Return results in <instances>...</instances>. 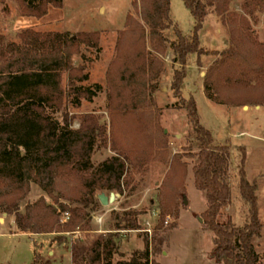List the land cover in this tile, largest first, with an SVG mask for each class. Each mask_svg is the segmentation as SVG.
<instances>
[{
    "label": "rangeland",
    "instance_id": "obj_1",
    "mask_svg": "<svg viewBox=\"0 0 264 264\" xmlns=\"http://www.w3.org/2000/svg\"><path fill=\"white\" fill-rule=\"evenodd\" d=\"M60 7L48 6L41 17L28 16L16 0H0V35L7 41L18 42L17 35L24 30L41 33H61L72 37L77 34H96L97 48L81 44L79 55L72 57L74 67H83L87 81L74 82L77 86L101 91L91 101L81 100L79 108L68 107V116L76 117L72 127L79 125L78 116L91 114L105 129V137L98 142L91 157L92 165L113 156L136 155L139 166L131 173L126 187L117 191L97 189L93 194L94 204L85 209L89 216L88 228L71 232L32 234L14 232L9 218L0 225V264H71V247L89 248L100 238L113 233L116 235L118 254L112 262L128 261L135 252L145 249V234L150 238L158 220V204L163 192L165 196L176 197L179 214L177 227L169 236L168 244L162 246L157 255L149 259V264H218L211 258L213 233L206 230L201 215L206 209V199L195 189L191 167L195 160L182 158L185 148L190 145L198 151L190 125L183 110L175 109L179 98L173 95L171 77L179 65L172 64L169 43H159L150 36L147 23L140 16L141 0H61ZM241 0H234L228 13L243 14ZM169 15L177 29L185 36L190 33L192 17L181 0H170ZM250 27L256 41L264 46V11L255 12V20ZM167 41L175 40L171 31L164 32ZM247 40H251L246 37ZM245 38V39H246ZM92 39V38H90ZM230 43V29L226 14H215L213 9L199 32L200 47L207 52L200 58V67L195 64V55L188 56L186 78L181 88V98L187 100L192 95L196 102L197 114L203 128L212 134L215 146L229 147L230 158L226 182L230 186L232 202L224 210L220 222L228 219L240 228L248 219L249 207L238 194L239 160L244 154L245 178L255 185L257 211L262 223L261 236L252 240L255 252L264 257V107L260 110L252 104L256 99L264 100V78L259 76L257 62H252V72L246 75L251 88L237 87L234 90L217 85L218 96L222 100H239L235 104H216L205 96L204 85L219 53ZM264 54L262 49L257 52ZM256 51V48H254ZM262 51V52H261ZM140 53L142 57L132 61ZM149 60V62H148ZM148 63L151 65V73ZM143 64V65H141ZM261 69V67H260ZM254 71V72H253ZM123 73L126 80L119 82ZM133 73L134 77L129 78ZM154 73L157 76L154 77ZM76 73L64 74L61 85L68 86ZM74 80V79H73ZM258 83V84H256ZM254 87V88H253ZM212 95L215 91H211ZM218 98V99H219ZM249 100L248 104H241ZM59 117V116H58ZM164 132L165 138H162ZM162 141V142H161ZM163 142L166 146L162 147ZM177 160L181 159V162ZM137 162V163H138ZM186 163L185 168L181 163ZM53 199L37 185L29 184L28 192L21 196L19 212L24 214L25 206L42 205L51 214L64 220L68 209L82 208L76 200L83 194L76 175L60 180ZM114 194L115 201L102 206L97 196ZM187 202L184 205V202ZM143 212L138 218L139 230H119L122 227V213L125 210ZM1 214H4L0 210ZM168 227L175 219L165 218ZM2 223V221H0ZM164 235V232H159ZM38 255L39 260L34 261ZM163 256V257H162ZM263 264H264V260Z\"/></svg>",
    "mask_w": 264,
    "mask_h": 264
},
{
    "label": "trees",
    "instance_id": "obj_2",
    "mask_svg": "<svg viewBox=\"0 0 264 264\" xmlns=\"http://www.w3.org/2000/svg\"><path fill=\"white\" fill-rule=\"evenodd\" d=\"M16 1L28 16L34 18L44 16L48 6L60 7L62 4L61 0ZM141 1L140 16L147 23L150 36L159 43H169L171 63L179 65L171 77L173 95L179 98L175 109L184 111L195 135L194 140L198 143L197 152H193L188 145L181 159L196 161L191 167L192 180L195 189L202 192L206 199V209L201 219L204 228L213 233L211 258L218 264H263L264 257L256 254L252 244L253 239L261 236L263 228L256 207L255 185L245 178V156L243 154L239 160L238 194L248 205L249 215L246 222L237 228L230 219L225 223L220 222L224 210L232 202L231 189L225 179L230 163L229 147L213 144L211 132L200 124L194 97L188 95L187 100L182 99L181 88L186 78L188 56L195 55V64L200 67V58L207 54L200 47L199 32L211 8L215 14H226L230 43L226 50L211 53L219 58L214 61L215 66L206 77L205 96L219 105L235 104L239 100L219 98L217 85L223 84L222 88L227 90L251 88L246 75L252 72V62L258 63L256 71L264 78V54L261 56L259 50L257 52V48L264 52V46L256 41L250 27L251 21L255 20V12L264 11V0H241V15L227 11L234 0H181L193 21L190 33L185 36L169 15L170 0ZM169 28L175 36L173 41L164 38V32ZM17 39V43L11 42L0 35V210L6 215H13L16 228L22 233L71 232L75 227L85 230L89 216L84 211L94 204L95 190L117 191L128 186L131 172L139 166L136 155L129 153L113 156L97 167L93 166L91 157L95 146L105 137V129L91 114L78 116L79 125L73 128L72 121L76 117L70 118L66 112L71 106L79 108L82 99L91 101L101 91L98 85L95 86L96 90H92L74 84L87 81V75L83 74V67H74L72 62V57L80 54L78 49L81 44L96 49L98 37L86 33L72 37L55 32L24 30L19 32ZM140 57L138 53L132 63ZM70 73H76V76L74 80L70 78L68 86L63 88L62 76ZM133 77L131 73L129 78ZM124 80L121 73L118 81ZM211 91H215V94L212 95ZM247 102L249 100H244L241 104ZM252 104L264 107V100L256 99ZM162 138H165L164 132ZM165 144L163 142L162 147ZM181 159L175 160L181 162ZM181 164L185 168L188 166L185 162ZM73 175L81 183L83 194L76 202L82 208L68 209L69 219L66 223H60L59 217L38 204H27L24 214L19 212L21 196L28 192L30 183L53 199L57 183ZM178 195L167 197L164 192L159 195L162 201L158 204L155 232L150 238L145 234L142 253L135 252L128 261L113 263L114 256L118 254L116 235L108 233L96 239L89 248L72 246L71 264H149V259L168 244L170 234L177 227ZM142 213L125 210L121 214L122 227L119 230H139L138 218ZM168 216L175 221L164 227L168 224L165 221ZM159 232L165 234L160 235ZM39 259L38 255L34 256V261Z\"/></svg>",
    "mask_w": 264,
    "mask_h": 264
},
{
    "label": "water",
    "instance_id": "obj_3",
    "mask_svg": "<svg viewBox=\"0 0 264 264\" xmlns=\"http://www.w3.org/2000/svg\"><path fill=\"white\" fill-rule=\"evenodd\" d=\"M115 197H114V194H109L107 197L104 195V194H100V195H98L97 196V199L99 200V202H100V204L102 205V206H107L108 204H111V203H113L114 201H115V199H114ZM187 204V202L185 201L184 202V205H186Z\"/></svg>",
    "mask_w": 264,
    "mask_h": 264
},
{
    "label": "crops",
    "instance_id": "obj_4",
    "mask_svg": "<svg viewBox=\"0 0 264 264\" xmlns=\"http://www.w3.org/2000/svg\"><path fill=\"white\" fill-rule=\"evenodd\" d=\"M205 23V22H204ZM256 109L257 110H260V107H258V106H256ZM1 217L3 218V219H0V221H2V223H0V225L1 226H9V224H10V228H14V232L15 231H17L18 233H16V234H20V233H22V232H20L17 228H16V225H15V218L13 219V218H9V224L7 225L6 224V222H5V220L6 219H4V217H6V215L5 214H1ZM26 233V232H25ZM25 233H23L24 235H25ZM21 235V234H20ZM163 257V256H162Z\"/></svg>",
    "mask_w": 264,
    "mask_h": 264
},
{
    "label": "built area",
    "instance_id": "obj_5",
    "mask_svg": "<svg viewBox=\"0 0 264 264\" xmlns=\"http://www.w3.org/2000/svg\"><path fill=\"white\" fill-rule=\"evenodd\" d=\"M68 219H69V217H68V215L66 214V217H65L64 220L66 221V220H68ZM166 222H167V221H166Z\"/></svg>",
    "mask_w": 264,
    "mask_h": 264
}]
</instances>
